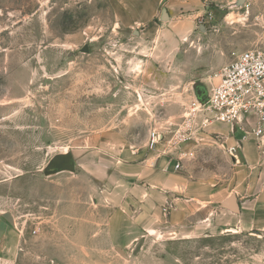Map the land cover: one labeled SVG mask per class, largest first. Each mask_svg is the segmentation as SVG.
Listing matches in <instances>:
<instances>
[{"label": "rangeland", "instance_id": "374dc122", "mask_svg": "<svg viewBox=\"0 0 264 264\" xmlns=\"http://www.w3.org/2000/svg\"><path fill=\"white\" fill-rule=\"evenodd\" d=\"M251 49L264 0H0V264H264V230L219 206L238 188L233 128L191 109L194 85L209 91ZM153 128L164 140L149 149ZM67 151L76 170L46 175ZM156 154L218 184L148 197L129 168ZM94 161L104 178L87 184ZM202 192L213 206L172 203Z\"/></svg>", "mask_w": 264, "mask_h": 264}, {"label": "crops", "instance_id": "0c3cea01", "mask_svg": "<svg viewBox=\"0 0 264 264\" xmlns=\"http://www.w3.org/2000/svg\"><path fill=\"white\" fill-rule=\"evenodd\" d=\"M241 135V132H234L233 136L227 138V143L233 145ZM161 156V154L150 156L143 165H134L129 168L130 174L134 177L140 175L143 179L142 184H148L146 189L148 197L156 194L160 199L167 202L166 192L169 189H177L185 193L187 185L184 184H218L211 181L192 180L185 174L177 173L171 162L166 168L169 160L163 162L161 161L163 159H160ZM239 156L242 164L238 166V179L235 183L238 184V188L234 192L226 194L220 200L219 206L233 224L242 228L264 230V145H260L258 138L250 136L242 142ZM82 162L85 163L86 160H82ZM81 167L85 170L84 175L91 180V183L87 184H100L99 182L104 178L103 174L105 172H103L97 161L88 165L81 164ZM231 194H235L237 197L238 212L222 207V203ZM172 196H174L172 203L177 206H182L184 201L193 199L201 203L200 207L202 209L213 206L216 199L214 193L208 195L204 192L198 197L188 196L187 194L184 196L178 194Z\"/></svg>", "mask_w": 264, "mask_h": 264}, {"label": "built area", "instance_id": "2783aa9c", "mask_svg": "<svg viewBox=\"0 0 264 264\" xmlns=\"http://www.w3.org/2000/svg\"><path fill=\"white\" fill-rule=\"evenodd\" d=\"M208 97L204 104L199 100L192 103V117L197 112L203 113V126L220 122L231 125L234 132H241V137L227 149L235 162L240 163L242 142L250 136L264 145V50L234 52L233 59L221 68L219 80L209 89ZM163 140L164 134L153 128L147 147L156 149ZM182 159L179 156L172 165L175 170L182 167Z\"/></svg>", "mask_w": 264, "mask_h": 264}, {"label": "water", "instance_id": "95a60500", "mask_svg": "<svg viewBox=\"0 0 264 264\" xmlns=\"http://www.w3.org/2000/svg\"><path fill=\"white\" fill-rule=\"evenodd\" d=\"M247 0H236L237 6H243ZM168 17V12L166 9H163V18ZM196 89L198 100L204 104L208 101V91L203 89L202 84L197 82L194 85ZM76 170L75 160L72 152H63L56 154L47 164L44 169V173L46 175L55 174L62 171H70L74 172ZM222 207L232 210L234 212L239 211V206L237 202V197L235 194H231L223 203ZM5 217H7L11 222H13V218L9 212L5 213Z\"/></svg>", "mask_w": 264, "mask_h": 264}]
</instances>
